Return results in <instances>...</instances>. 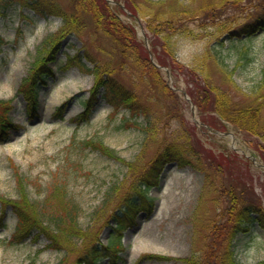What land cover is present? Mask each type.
Listing matches in <instances>:
<instances>
[{"label":"rangeland","instance_id":"1","mask_svg":"<svg viewBox=\"0 0 264 264\" xmlns=\"http://www.w3.org/2000/svg\"><path fill=\"white\" fill-rule=\"evenodd\" d=\"M207 1L133 2L138 3L142 13H146V7L163 13L177 6L179 10L184 7L196 12ZM59 2L67 4V0ZM263 2L241 0L238 6L227 4L188 17L182 25V28L186 27L188 37L178 33L173 37L176 40V57L186 68L183 72L187 70L189 74L186 66L195 57L202 56L209 46H215L216 41L226 37L225 25L230 30H237L259 12ZM117 4L124 6L123 0ZM117 4L110 6L115 8ZM211 13L213 18H210ZM119 17L123 23H134L124 10ZM60 24L59 18L39 15L19 3H13L0 17V101L8 106L5 111L11 125H14L0 139V199L15 201L18 198L16 170L26 180L28 198L34 205L45 200L51 186L63 184L64 200L56 199L52 209L57 214L65 207L74 209L77 224L85 231V236L79 240L72 237L69 242L57 234L58 246L53 248L47 247L50 242L43 234L36 236L37 230H31L28 236L15 240L12 236L16 218L12 207L0 204V215L4 211L3 217H0V264H57L64 257L63 264H74L93 242L105 245L111 235L118 232L111 218L118 201L114 198L103 207L105 191L121 182L128 171L126 163H132L130 165L139 170L162 145L171 141L187 143L203 170L197 172L189 166L178 167L174 163L163 168L157 184L146 192L152 203L151 211H140L135 224L119 232L122 247L117 253L120 257L116 260L118 264H183V260L189 257L200 260L209 245V225L213 222L215 225L225 224L223 208L231 189L242 205L249 203L264 212V165L254 149L258 139L238 132L230 125L227 129L221 127L213 112L204 111V107L197 105L202 101L203 83L198 80L196 88L191 86L184 74L158 64L151 50L153 61L168 69L169 75L159 69V76L146 73L140 77L131 57L132 44H129L131 53L128 51L126 54L125 67L118 76L120 82L137 95L136 105L140 107L137 121L142 122L147 115L154 123L147 132L135 126L133 118L126 122L122 120V115L128 117L127 110L121 109L113 114L112 104L101 95L87 118L78 120L93 78L76 67L66 65L67 57L86 48L97 61H109L112 65L117 61V53L111 49L110 40L95 30L88 19L78 35H67L59 40L54 60L47 64L51 74L39 88L35 111L29 113L19 94V86L29 73L36 51ZM134 27L138 41L143 39L141 32L150 38L142 20ZM233 46L230 50L227 44L222 48L215 47L228 63H232L228 58H236L237 48L247 49L249 60L240 65L232 77L235 86L227 81L223 70L212 61L207 62L206 68L213 84L228 94L232 102L240 104L246 102L242 94L248 95L260 78L264 30L252 38L235 40ZM161 81L169 92L162 91ZM193 90L198 94L196 103L188 94ZM182 92L190 103L184 99ZM259 92L264 102V89ZM64 102V107L56 114L55 109ZM228 131L233 133L235 143L228 136L219 134ZM89 139L102 141L124 162L84 146L83 142ZM231 155L234 157L230 158ZM250 155L256 156V163L263 167L250 161ZM210 163L216 165L214 176L213 169L204 174ZM131 177L129 172L126 173L128 181ZM48 205L43 209L49 210ZM36 209L39 210L38 207ZM31 212H28L29 215L33 214ZM243 219L245 221L234 238L236 257L239 264H258L264 259V230H260L255 222H247V215ZM101 262L108 264L109 261L104 258Z\"/></svg>","mask_w":264,"mask_h":264},{"label":"trees","instance_id":"2","mask_svg":"<svg viewBox=\"0 0 264 264\" xmlns=\"http://www.w3.org/2000/svg\"><path fill=\"white\" fill-rule=\"evenodd\" d=\"M114 1L118 2L119 0ZM133 1L123 0L124 7L131 15L142 19L145 29L151 35V52L158 64L184 74L187 77L188 84L195 86V88L197 85L195 82L200 80L204 85V90L203 96L201 95L202 101L197 103L198 107H204V111L213 112L217 123H219L217 117H220L239 132L258 139V144L254 146V149L264 163V102L259 96V91L264 89V48L263 63L259 72L260 78L257 84L251 87L248 95L247 93L242 94L245 98V103L232 102L228 94L213 84L206 68L207 62L212 61L220 70H223L227 81H230L235 86L232 77L236 69L249 60L247 49L237 48L236 58H228L232 62L228 63L225 58L218 54L215 46L218 45L222 48L227 44V49L230 50L234 47L233 43L235 40L242 41L252 38L260 30H264V2L259 12L237 30H230L225 25L223 29L226 37L219 42L216 41L219 37H216L215 46H209L202 56L195 57L194 61L189 66H186L190 70L188 74L187 70L183 72L186 68L176 57V40L173 39L177 33L180 36L188 37V34L185 33L186 27L182 28L183 22L188 17L194 16V14L206 10H215L219 6L227 4L238 6L241 0H209L196 12L184 7L179 10L177 6L176 9L173 7L163 13L153 11L149 7H146V13H142L143 10L140 9L138 3ZM15 2L32 9L39 15L46 17L55 16L61 21L57 31L48 36L42 42V47L36 51L29 73L19 86V93H21L29 113L35 111L38 104L39 87L51 74L47 64L54 60V52L60 45L59 40L70 34L78 35L81 29L85 28L88 19L95 30L110 40L111 49L115 54L117 53V61L113 65L109 61H97L91 57L86 48H83V53L67 58V65L74 66L80 71L92 75L93 78V84L88 91V97L83 102V110L78 116V120L87 118L98 102V96L101 94L103 99L112 104L113 114L118 113L121 109L127 110L129 115L128 117L122 115L123 121L126 122L129 118H133L132 123L141 128L144 133L147 132L148 127L151 128L153 126L154 123L147 115H144L142 122L137 121L136 117L140 115V107L136 105L137 95L134 91L126 88L118 79L119 73L125 67L124 60L127 59L125 56L128 51L131 53L129 44H132L133 52L131 57L135 68L138 70V75L142 77L147 73L159 76V69L151 63L149 52L138 41L133 26L123 23L119 19L118 13L122 12L120 7L116 6L112 9L105 0H67L66 5L60 4L59 0H0V16H3L6 9ZM213 17L214 14L211 13L210 18ZM114 53L113 56H115ZM191 74L193 78H191ZM161 88L163 92H169V89L162 81ZM188 94L194 102L196 101V96L198 98V94L194 90L188 91ZM62 108L63 105L59 106L55 113L58 114ZM6 109H8V106L3 101H0V139L4 138L8 129L14 126L11 125L10 119L7 117ZM56 117L61 118L60 115H56ZM83 143L84 146H90L92 150H96L103 156L124 162L119 159L113 149L105 146L100 140L95 142L89 139ZM229 157L233 158L234 156L231 155ZM169 163H176L179 167L189 166L197 172L203 170L199 159L190 146L187 143H179L177 141L162 145L152 159L140 167L139 170L134 169V166L130 165L132 163H126L128 168L126 173L128 174L129 172L131 174V179L128 181L125 173L121 182L109 186L105 191L102 204L104 207L106 202L110 203L112 199H117L118 204L116 210L111 214V218L115 221L118 232L112 234L103 246L93 242L90 247H87L86 252L76 259L74 264H103L100 263L102 258L108 259V264H118L116 260L120 259V257H118L117 253L119 248L122 247L119 232L135 224V218L140 211H151L152 203L146 196V192L157 184L158 176ZM215 166L210 163L207 170H204V174H209V170L213 169V173L212 171L211 173L214 176ZM14 176L18 198L15 201L0 199V204L1 206H11L16 216L17 221L12 236L15 240H21V238L28 236L31 230H37L36 236L43 234L50 242L47 247L52 248L58 246L57 234L59 236L62 235L69 242H71L70 239L72 237L77 240L84 238L85 231L78 226L74 209L65 207L60 214L55 213L54 209H52L55 207L54 202L56 199L64 200L66 193L63 184L56 183L51 186L48 190L49 194L45 195L46 197L44 196L45 200L34 205L32 201H29L28 185L23 175L16 170ZM123 186H126V188ZM121 190L123 192L120 194ZM232 191V189L228 191V199H226L223 208L226 213L224 226L220 225L221 223L215 225V222L209 225V245L204 255L203 253L201 254L202 260L201 258L200 261L198 258L189 257L183 260V264H239L234 248V238L239 232V226L245 221L243 219L244 215H247V222H255L260 230H264V212L249 203L242 205ZM46 204H49L48 209L50 211L43 209ZM37 207L39 210L36 209ZM30 208L33 209V212L30 211ZM28 212L33 214L29 215ZM227 224L231 226L225 227ZM64 260L65 257L57 264H63ZM258 264H264V259L259 261Z\"/></svg>","mask_w":264,"mask_h":264},{"label":"water","instance_id":"3","mask_svg":"<svg viewBox=\"0 0 264 264\" xmlns=\"http://www.w3.org/2000/svg\"><path fill=\"white\" fill-rule=\"evenodd\" d=\"M108 2H112V1H110V0H107ZM166 73H168V71L166 70ZM183 96H184V98L187 100V101H189V99H188V97L183 93ZM196 122V121H195Z\"/></svg>","mask_w":264,"mask_h":264}]
</instances>
